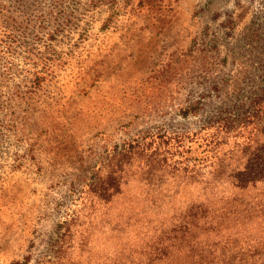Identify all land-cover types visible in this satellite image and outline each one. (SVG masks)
<instances>
[{
    "label": "rangeland",
    "instance_id": "374dc122",
    "mask_svg": "<svg viewBox=\"0 0 264 264\" xmlns=\"http://www.w3.org/2000/svg\"><path fill=\"white\" fill-rule=\"evenodd\" d=\"M262 64L264 0H0V264L95 255L123 222L99 169L130 144L206 161Z\"/></svg>",
    "mask_w": 264,
    "mask_h": 264
},
{
    "label": "trees",
    "instance_id": "16d2710c",
    "mask_svg": "<svg viewBox=\"0 0 264 264\" xmlns=\"http://www.w3.org/2000/svg\"><path fill=\"white\" fill-rule=\"evenodd\" d=\"M262 69L205 127L206 161L171 162L158 149L135 161L150 147L130 144L101 167L106 174L95 175L90 192L100 211L123 207V222L95 255L69 258L68 248L83 251L88 242L66 241L48 264H264Z\"/></svg>",
    "mask_w": 264,
    "mask_h": 264
}]
</instances>
